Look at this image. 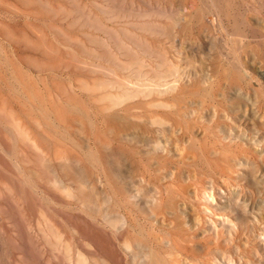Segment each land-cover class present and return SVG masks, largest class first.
<instances>
[{"label":"rangeland","instance_id":"1","mask_svg":"<svg viewBox=\"0 0 264 264\" xmlns=\"http://www.w3.org/2000/svg\"><path fill=\"white\" fill-rule=\"evenodd\" d=\"M0 264H264V0H0Z\"/></svg>","mask_w":264,"mask_h":264}]
</instances>
